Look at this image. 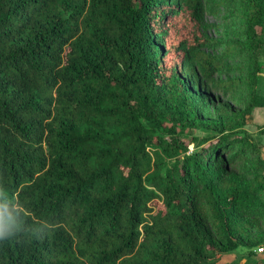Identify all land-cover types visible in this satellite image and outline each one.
<instances>
[{
	"label": "trees",
	"instance_id": "trees-1",
	"mask_svg": "<svg viewBox=\"0 0 264 264\" xmlns=\"http://www.w3.org/2000/svg\"><path fill=\"white\" fill-rule=\"evenodd\" d=\"M263 45L264 0H0V264H264Z\"/></svg>",
	"mask_w": 264,
	"mask_h": 264
},
{
	"label": "rangeland",
	"instance_id": "rangeland-1",
	"mask_svg": "<svg viewBox=\"0 0 264 264\" xmlns=\"http://www.w3.org/2000/svg\"><path fill=\"white\" fill-rule=\"evenodd\" d=\"M221 12H219L216 15H213L211 12L206 11L204 14V20L205 22H218V17ZM186 19L181 17V12H177L176 14H167L165 17L162 19V21L158 22L159 28H164L166 30L164 40L166 42V48L168 47L169 43H175V40L177 39H185V37L189 34V28L185 27ZM210 34H215L214 28H211ZM166 38V39H165ZM168 39H173V40H168ZM173 50L167 51V54L164 56V61L166 64H169V62L173 60H177V57L175 58ZM258 59L261 63V75L264 74V45L262 48L259 50L258 54ZM258 86L263 87L264 86V76H260L258 79ZM189 149H192V145H189ZM244 248L242 247H237L235 248L234 251L236 252H241L244 251Z\"/></svg>",
	"mask_w": 264,
	"mask_h": 264
},
{
	"label": "crops",
	"instance_id": "crops-1",
	"mask_svg": "<svg viewBox=\"0 0 264 264\" xmlns=\"http://www.w3.org/2000/svg\"><path fill=\"white\" fill-rule=\"evenodd\" d=\"M244 129L261 143L260 156L264 161V108L253 107L250 113V121L244 125Z\"/></svg>",
	"mask_w": 264,
	"mask_h": 264
},
{
	"label": "clouds",
	"instance_id": "clouds-1",
	"mask_svg": "<svg viewBox=\"0 0 264 264\" xmlns=\"http://www.w3.org/2000/svg\"><path fill=\"white\" fill-rule=\"evenodd\" d=\"M8 223V213L4 206H0V238L5 235V226Z\"/></svg>",
	"mask_w": 264,
	"mask_h": 264
},
{
	"label": "built area",
	"instance_id": "built-area-1",
	"mask_svg": "<svg viewBox=\"0 0 264 264\" xmlns=\"http://www.w3.org/2000/svg\"><path fill=\"white\" fill-rule=\"evenodd\" d=\"M263 249H264V243H262V244L256 246V248H255V250H256L257 252L262 251Z\"/></svg>",
	"mask_w": 264,
	"mask_h": 264
}]
</instances>
